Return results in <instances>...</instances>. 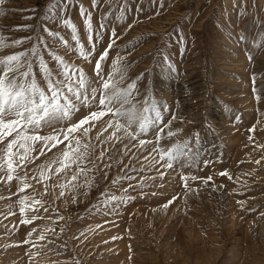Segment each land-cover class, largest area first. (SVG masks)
<instances>
[{"label":"rangeland","instance_id":"1","mask_svg":"<svg viewBox=\"0 0 264 264\" xmlns=\"http://www.w3.org/2000/svg\"><path fill=\"white\" fill-rule=\"evenodd\" d=\"M50 2L5 0L0 34L35 40L47 35L42 27L47 24L74 48L70 29L46 19ZM81 5L92 13L95 52L85 61L58 39L55 50L92 80L96 59L115 39L104 72L123 57L125 85L135 82L137 98L151 99L161 115L157 127L171 121L161 147L188 140L189 156L172 168H150L144 158L156 156L151 128L140 138L152 143L141 149L138 140L101 143L109 133L100 121L91 129L90 142L96 145L95 156L107 151L96 161L99 171L87 174L93 186L62 189L71 171L50 173L42 183L31 177L64 145L40 155L43 145L37 143L32 153L37 158L25 169L33 187L20 192L18 181H0V264H264V0H98L97 7L92 0H71L64 15L91 50ZM24 24L32 27H18ZM30 44L0 49V55ZM45 59L57 68L47 53ZM88 111L82 108L73 120ZM148 115L154 118L155 112ZM169 130L176 135L168 137ZM51 131L41 128L40 135ZM124 175L134 179L111 183ZM182 175L198 178L185 187ZM207 177L212 179L205 182ZM84 182L81 175L73 183ZM102 193L125 198L105 203ZM22 197L42 200L43 206L22 215ZM33 216L32 223H21ZM42 233L45 239L39 240Z\"/></svg>","mask_w":264,"mask_h":264},{"label":"snow or ice","instance_id":"2","mask_svg":"<svg viewBox=\"0 0 264 264\" xmlns=\"http://www.w3.org/2000/svg\"><path fill=\"white\" fill-rule=\"evenodd\" d=\"M4 3L5 0H0V5ZM70 3L71 0H51L50 11L46 19L59 21L64 27L70 29L71 39L75 42L74 48L59 31L51 30L47 24L42 25L43 33L47 35L39 34L35 40L32 36L12 39L0 34V49L16 47L24 44L25 41L31 42L27 49L0 55V173H2L0 181L4 183L18 181L20 192L33 187L27 182L29 176L25 169L37 158L32 155L36 150L37 143L43 145L40 155H44L45 150L51 151L58 145H64V149L47 165L39 169L38 176H33L31 179L42 183L51 178L50 173L58 175L71 171L70 180L60 185L62 189L93 186L94 178H88L87 174L94 170L99 171L96 161L103 159L107 151V149H102L99 156H95L96 145L90 142L91 129L96 127L97 122L100 121L105 123L102 131L109 133L106 141L101 143L113 140L122 142L124 139L138 140L141 149L146 143H152L140 138L151 128L155 134L156 145L152 151L159 159L151 154V160L149 156H146L144 159L149 161L150 168L156 165H160L162 168H172L181 157L189 156L188 140L183 143H173L170 147H161L162 134L171 121L157 127L161 115L151 99L149 97H145L143 100L137 98L139 92L135 82L125 85L126 69L121 63L123 57H116L112 62L111 71L104 72L102 64L107 59L109 50L114 46L115 39L110 41L108 48L101 52L96 59L95 79L92 80L89 79L82 67L66 60L55 50V42L58 39L61 45L68 48L69 51L76 52L85 61H88L95 52V44L92 43V13L83 5L80 6V14L84 17L88 41L91 44V50H88L81 41L77 26L70 17L64 15ZM97 5L98 0H92V6L97 7ZM18 27L29 28L32 25L24 24ZM131 27L132 25H129V28ZM96 35L99 36V33ZM112 36H116L115 29L112 31ZM45 53L51 57L52 61L56 62V69L49 67ZM32 58H35V62L38 63L42 77L40 81L37 80V74L33 71L34 60ZM249 59L252 57L249 56ZM82 108L89 109L87 115L73 120V116L79 113ZM150 111L155 112L154 118L149 117ZM62 122L66 124V127L57 128L56 126ZM44 127L51 128L52 131L48 135H40V129ZM254 130V128L250 129V131ZM166 135L173 137L176 133L169 130ZM125 147L127 148V145ZM256 163L258 164L260 161H256ZM89 164L92 165V168L87 167ZM73 167L74 171H72ZM105 167L109 168L111 165L108 164ZM127 167L125 165V168ZM21 171L24 172L23 176L18 174ZM81 175L85 176L84 184H74L73 182L77 181ZM160 175L163 173L161 172ZM221 175H228V173L222 172ZM197 178L181 176L185 187H188L189 180ZM132 179L134 177L124 175L114 178L111 183L115 185L120 180ZM211 179V177H207L205 182ZM129 187L132 185L129 184ZM46 191L47 189H45ZM122 191L126 193L127 189ZM60 195L63 196L64 191H61ZM102 195L106 196L105 203L125 198L108 193H102ZM29 200H31L30 197H22L19 201L21 205L19 210L22 215L29 210L39 211V208L43 206L42 200H31V203H27ZM167 206L165 204L163 207ZM44 211L47 209L45 208ZM35 219L37 217L33 216L31 219L22 220L21 223L30 224ZM38 239L44 240L45 234L42 233ZM33 246L35 247V245Z\"/></svg>","mask_w":264,"mask_h":264},{"label":"bare ground","instance_id":"3","mask_svg":"<svg viewBox=\"0 0 264 264\" xmlns=\"http://www.w3.org/2000/svg\"><path fill=\"white\" fill-rule=\"evenodd\" d=\"M192 230V229H191Z\"/></svg>","mask_w":264,"mask_h":264}]
</instances>
